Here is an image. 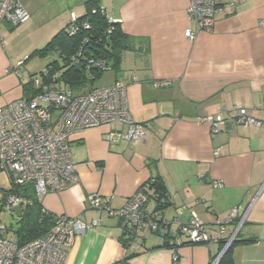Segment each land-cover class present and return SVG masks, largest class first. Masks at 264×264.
Wrapping results in <instances>:
<instances>
[{"label": "crops", "instance_id": "obj_1", "mask_svg": "<svg viewBox=\"0 0 264 264\" xmlns=\"http://www.w3.org/2000/svg\"><path fill=\"white\" fill-rule=\"evenodd\" d=\"M99 1L124 33L137 38V49L123 52L120 69H110L108 85L117 80L126 84L130 112L145 125V135L139 141L109 144L105 134L124 128L118 124L72 135L80 181L48 192L42 206L54 218L100 223L75 237L64 264H210L223 241L186 244L174 251L145 229L139 243L128 249L121 218L88 203V195L99 192L112 195L114 207L120 208L158 176L171 200L163 217L174 225L188 223L195 212L217 238L219 219L234 207L247 210L237 237L248 242L234 246L233 264H264V124L243 125L233 119L241 110L264 121V0L237 2L231 12L217 17L213 31H200L194 39L185 35L194 26L189 0ZM84 12L70 11L62 27ZM30 19L31 14L17 30L0 26V108L31 94L26 85L37 71L26 61L34 44L15 42ZM161 81L170 84L157 85ZM211 116L229 119L214 132L206 119ZM154 208L150 198L144 209ZM235 226L236 221L227 226V235Z\"/></svg>", "mask_w": 264, "mask_h": 264}, {"label": "built area", "instance_id": "obj_2", "mask_svg": "<svg viewBox=\"0 0 264 264\" xmlns=\"http://www.w3.org/2000/svg\"><path fill=\"white\" fill-rule=\"evenodd\" d=\"M240 1L245 0H189L188 17L194 26L185 30L186 37L194 39L200 31H213L217 17L231 12ZM101 8L107 13L104 6ZM29 17L30 13L23 0H0V26L5 23L18 26ZM77 20L78 16L73 15L68 22L72 33L78 29ZM82 25L89 28L87 22ZM81 53L79 51L78 55ZM84 58L90 65H97L104 71L111 69L103 59L92 56ZM73 60L76 62L78 58L73 57ZM22 64L23 61H19L17 66ZM14 73L20 75L18 70ZM59 77L58 71L45 69L43 74L32 79L31 94L0 108V169L10 173L15 186L30 183L41 200L48 192H61L80 181L76 171V156L71 147V137L75 133L88 128L118 124L124 128L111 129L105 134L109 144L139 141L145 135V125L137 122L130 112L127 86L122 80H117L112 85L94 87L86 92H76L70 87H60ZM169 84V81L157 83L159 86ZM206 119L211 122L212 130L219 132L229 118L211 116ZM236 120L243 125L264 124V121L241 110ZM215 185L222 186L220 183ZM150 190V182L142 184L120 208L114 207L112 195L94 192L87 199L94 210L121 218L132 229L130 236L140 234L145 229L162 234L167 225H173L174 240L177 243L182 242V237L194 244L223 241L222 250L210 263L218 264L222 253L237 238L247 210L234 207L224 219H219L215 238L209 225L195 212L191 213L188 223L176 222L175 225L160 218L157 212L146 213L144 206ZM19 203L24 208L26 202L23 197L8 193L3 205L12 210ZM234 221H237L236 226L227 235V226ZM99 223V219L85 223L79 218L62 215L46 235L24 245H20L15 236L6 237L3 234L6 227L0 224V264H64L67 248L72 245L75 237L85 234L89 228Z\"/></svg>", "mask_w": 264, "mask_h": 264}, {"label": "trees", "instance_id": "obj_3", "mask_svg": "<svg viewBox=\"0 0 264 264\" xmlns=\"http://www.w3.org/2000/svg\"><path fill=\"white\" fill-rule=\"evenodd\" d=\"M101 6L103 5L100 4L99 0H87L85 12L78 16V29L75 33L71 32V27L69 23H67L53 35L45 46L36 48L30 53L28 58L33 56L42 57L54 52L59 56V59L50 62L39 72L40 74H43L45 69H50L53 72L58 71L60 73L58 79V85L60 87H70L76 92H86L94 88V82L105 71L97 65H90L89 61L84 58V56L103 59L108 63L111 69L115 71L120 69L123 52L137 49L135 45L137 38L124 33L120 23L114 18L110 20L107 13L102 11ZM84 22L89 24V28H85L82 25ZM18 26H11V29L15 30ZM79 51L82 52L81 55H78ZM73 57H77L78 61L74 62ZM36 76L37 75L34 77ZM31 83L32 82L26 85L27 92L29 88L31 89ZM237 117L238 113L233 119L236 120ZM11 181L14 185L12 177ZM147 182L151 183L148 200L152 198L155 201V208L149 212L145 209L144 211L151 214L157 212L160 214V218L162 217V219H164L163 211L171 203L166 186L159 176L152 177ZM23 186L24 190L22 192L19 191L20 186L14 185L11 191L8 189L10 193H15L23 197L26 202L20 217V226L15 232V237L20 245H24L38 237L46 235L53 228L57 219L42 206V200L36 196L33 186ZM123 225L125 235L124 244L130 249L131 245L139 243L137 237H140V235L138 233L135 236H130L129 233L132 229L128 228L124 223ZM173 230V225H167L166 230L162 234L159 231H151L162 237L161 246L171 248L174 251H177L179 247L186 244H194L186 237H182V242L177 243V241L174 240L175 234H173ZM250 241H253V239H250ZM245 242H248V240L244 241L237 237L227 251L221 256L218 264H233L231 252L234 246ZM223 244L224 243H222L221 250Z\"/></svg>", "mask_w": 264, "mask_h": 264}, {"label": "rangeland", "instance_id": "obj_4", "mask_svg": "<svg viewBox=\"0 0 264 264\" xmlns=\"http://www.w3.org/2000/svg\"><path fill=\"white\" fill-rule=\"evenodd\" d=\"M85 0H23L24 6L29 9L31 19L23 24H28L29 27L16 37L15 42H22L24 40L28 44L33 45L34 48H41L47 44V42L55 35L64 25V21L69 15L70 11L76 10L77 12H83ZM30 18V17H29ZM21 26V25H20ZM18 26L16 28L19 29ZM23 59H26L24 56ZM55 59H59L56 52L50 53L46 56H33L28 58L26 65L30 70L37 71L36 75H39L50 62ZM113 72L110 70L105 71L94 82L95 86H108L112 81ZM26 186H32L30 183ZM14 185L12 184L10 173L7 170L0 169V224L6 227L3 233L6 237H14L15 232L20 226V217H18L12 210L7 209L4 204L3 197L10 193ZM24 186L19 187V191L22 192ZM147 232H149L147 230ZM150 233V232H149Z\"/></svg>", "mask_w": 264, "mask_h": 264}, {"label": "water", "instance_id": "obj_5", "mask_svg": "<svg viewBox=\"0 0 264 264\" xmlns=\"http://www.w3.org/2000/svg\"><path fill=\"white\" fill-rule=\"evenodd\" d=\"M22 203H19L15 206L12 207V211L18 216L21 217L22 215V211H23V207H22ZM228 249V248H227ZM227 249H225V251L222 253V255L227 251Z\"/></svg>", "mask_w": 264, "mask_h": 264}]
</instances>
